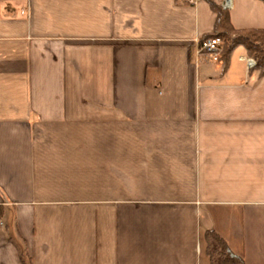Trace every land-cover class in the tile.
<instances>
[{
  "label": "crops",
  "instance_id": "obj_1",
  "mask_svg": "<svg viewBox=\"0 0 264 264\" xmlns=\"http://www.w3.org/2000/svg\"><path fill=\"white\" fill-rule=\"evenodd\" d=\"M223 7V0H212ZM234 29L264 3L229 0ZM208 0H0V264H264V74L199 52Z\"/></svg>",
  "mask_w": 264,
  "mask_h": 264
},
{
  "label": "trees",
  "instance_id": "obj_2",
  "mask_svg": "<svg viewBox=\"0 0 264 264\" xmlns=\"http://www.w3.org/2000/svg\"><path fill=\"white\" fill-rule=\"evenodd\" d=\"M264 3V0H260ZM216 14L213 31L203 39L218 37L221 40L220 57L223 63L236 45H242L248 55L255 59V69L264 74V29H234L227 9L208 0ZM1 214V212H0ZM206 253L210 264H244L243 259L232 253L226 244L214 233L206 235ZM212 239V241H211Z\"/></svg>",
  "mask_w": 264,
  "mask_h": 264
},
{
  "label": "built area",
  "instance_id": "obj_3",
  "mask_svg": "<svg viewBox=\"0 0 264 264\" xmlns=\"http://www.w3.org/2000/svg\"><path fill=\"white\" fill-rule=\"evenodd\" d=\"M228 4L229 0H223V8H226ZM197 44L199 52L206 54L218 53L221 48V40L218 37L200 39Z\"/></svg>",
  "mask_w": 264,
  "mask_h": 264
},
{
  "label": "rangeland",
  "instance_id": "obj_4",
  "mask_svg": "<svg viewBox=\"0 0 264 264\" xmlns=\"http://www.w3.org/2000/svg\"><path fill=\"white\" fill-rule=\"evenodd\" d=\"M211 241H212V239H211Z\"/></svg>",
  "mask_w": 264,
  "mask_h": 264
}]
</instances>
